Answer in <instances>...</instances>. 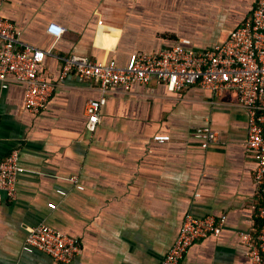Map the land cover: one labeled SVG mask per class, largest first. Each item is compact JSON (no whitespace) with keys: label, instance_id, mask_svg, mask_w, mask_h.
<instances>
[{"label":"crops","instance_id":"0c3cea01","mask_svg":"<svg viewBox=\"0 0 264 264\" xmlns=\"http://www.w3.org/2000/svg\"><path fill=\"white\" fill-rule=\"evenodd\" d=\"M254 1L4 2L1 16L19 42L50 49L39 71L56 86L33 113L23 106V84L10 80L3 88L0 81V160L16 150L23 168L14 199L0 200V264H160L186 213L225 221L179 264H246L238 232L260 228L264 187L254 180L246 113L235 92L214 95L197 85L170 91L155 80L102 91L94 79L58 76L73 53L123 66L132 53L176 43L210 48L245 20ZM51 23L65 28L56 41ZM100 98V121L89 131L85 104ZM199 126L217 133L206 148L193 137ZM41 223L79 239L70 262L23 250L28 229Z\"/></svg>","mask_w":264,"mask_h":264},{"label":"built area","instance_id":"2783aa9c","mask_svg":"<svg viewBox=\"0 0 264 264\" xmlns=\"http://www.w3.org/2000/svg\"><path fill=\"white\" fill-rule=\"evenodd\" d=\"M0 0V81L1 87L13 80L24 86L23 106L37 113L46 104L56 84L49 82L39 71L44 56L50 53L21 44L13 24L1 16ZM48 31L58 40L65 28L51 23ZM183 43L188 41L183 40ZM71 73L84 79H94L102 91L116 87L128 89L132 84H147L151 80L166 85L170 91H180L197 85L209 89L214 95L223 91L235 92L247 118L246 148L256 161L254 180L264 183V0H255L249 15L226 38L206 49L196 50L176 43L152 54L132 53L123 66L114 60L96 61L87 56L70 54L63 58L59 80ZM104 98L91 99L85 104L86 128L94 131L100 121V108ZM217 133L210 126L195 128L193 137L202 148L216 139ZM157 141L169 140L168 135H155ZM23 171L18 164L16 150L0 160V200L15 197L16 177ZM72 181L74 177L70 178ZM81 188V186H78ZM59 193L64 194L62 191ZM260 228L256 233L239 231L246 248V264H264V204L258 210ZM225 216L203 217L186 213L178 234L166 250L160 264H179L187 249L207 235L217 236ZM22 248L26 252L40 251L52 260L70 262L80 249L79 239L52 226L41 223L30 227Z\"/></svg>","mask_w":264,"mask_h":264},{"label":"trees","instance_id":"16d2710c","mask_svg":"<svg viewBox=\"0 0 264 264\" xmlns=\"http://www.w3.org/2000/svg\"><path fill=\"white\" fill-rule=\"evenodd\" d=\"M263 187H264V183H263ZM259 229V228H258ZM258 229L255 230V233L258 231Z\"/></svg>","mask_w":264,"mask_h":264}]
</instances>
